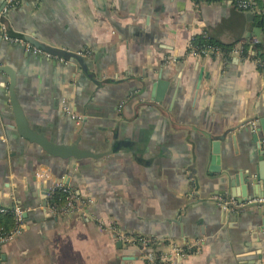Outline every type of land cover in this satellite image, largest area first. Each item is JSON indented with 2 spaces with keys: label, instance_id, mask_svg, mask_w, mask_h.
Returning a JSON list of instances; mask_svg holds the SVG:
<instances>
[{
  "label": "crops",
  "instance_id": "crops-1",
  "mask_svg": "<svg viewBox=\"0 0 264 264\" xmlns=\"http://www.w3.org/2000/svg\"><path fill=\"white\" fill-rule=\"evenodd\" d=\"M256 14L229 0H20L6 13L10 36L83 61L0 37V204L25 211L1 264H147L135 237L154 257L186 253L167 264H264V210L215 202L262 193L264 71L241 51L264 37ZM200 36L218 54H192ZM11 77L34 132L97 158H53L20 137ZM58 185L80 209H45Z\"/></svg>",
  "mask_w": 264,
  "mask_h": 264
},
{
  "label": "built area",
  "instance_id": "built-area-1",
  "mask_svg": "<svg viewBox=\"0 0 264 264\" xmlns=\"http://www.w3.org/2000/svg\"><path fill=\"white\" fill-rule=\"evenodd\" d=\"M232 5L240 11L248 12L251 10L250 0H229ZM20 0H5L4 7L0 11V37L14 45H21L27 51L35 55H42L45 57H50L49 54L42 52L40 49L33 47L27 41L22 38L12 37L10 36L3 24L1 23V18L8 13L11 9L16 7ZM191 53L198 56H211L218 54L219 50L216 47L207 46L202 48L201 50H196L190 44ZM257 65H260L264 71V62H260L258 59L256 60ZM55 191H60L64 197V205L57 206L51 204L50 201ZM46 201L45 209L55 216H65L69 213H72L78 209H80L81 202L78 197L75 195V192L65 185H58L50 190H48L44 196ZM216 204L221 207L225 211L229 212H237L242 211L247 208H258L264 210V197L258 198H250L245 200H238L233 197H218L215 198ZM23 211L18 205L13 204L11 206H5L0 204V215L10 214L13 216L14 220V228L10 231L0 230V249L15 240L18 236H20L24 231V219ZM134 243L137 245L140 253L142 254V258L146 261L147 264H155L156 257H154L151 253L146 252L147 246L149 244V240L142 237H135ZM184 253L180 248L172 247L170 252L168 253H160L158 257V264H167V262L173 261L176 256H184ZM1 264V262H0Z\"/></svg>",
  "mask_w": 264,
  "mask_h": 264
},
{
  "label": "water",
  "instance_id": "water-1",
  "mask_svg": "<svg viewBox=\"0 0 264 264\" xmlns=\"http://www.w3.org/2000/svg\"><path fill=\"white\" fill-rule=\"evenodd\" d=\"M31 44L34 45L35 47L41 49L42 51L49 53L53 56H57L60 58H64V59H75L77 61H79L80 63H82L83 59L82 57L75 55L73 53H69L66 51H62V50H58V49H52L49 47H46L40 43H38L35 40L31 41ZM15 80L13 77H11L10 80V84H9V97H10V103H11V107H12V111L15 117V126L17 129L18 134L20 135V137H22L23 139L27 140L30 143H34L37 144L47 155H49L50 157L53 158H60V159H69V158H73L75 160H85V159H95L97 158V156L90 154L89 152L86 151H81L80 149H78L77 144H73L71 146H57L54 145L52 143H50L46 138H44L42 135L34 132L27 120L26 117L18 103V100L16 98V94L14 91L15 88ZM255 127V126H254ZM252 129H255V128ZM220 146L219 142H214L212 143V147H213V153L218 154V148ZM261 186H262V193L261 194H257L255 196V198L258 197H264V181L261 182ZM243 197V196H242ZM262 217L264 218V211H262ZM262 223L264 224V219L262 221Z\"/></svg>",
  "mask_w": 264,
  "mask_h": 264
},
{
  "label": "trees",
  "instance_id": "trees-1",
  "mask_svg": "<svg viewBox=\"0 0 264 264\" xmlns=\"http://www.w3.org/2000/svg\"><path fill=\"white\" fill-rule=\"evenodd\" d=\"M196 1L213 4V3L220 2L222 0H196ZM250 2H251L250 4L251 9L258 11V14L255 15L256 22H257V25L260 26L264 32V0H250ZM238 11L243 12L240 10ZM253 42H254L253 38H248L244 40V43L242 44V47H241L242 54L244 56L245 55L247 56L250 51L256 52L258 60L260 62H264V37L261 41H258L257 43H253ZM213 45L215 44L212 42H209L207 39L201 36L194 38V40L191 43V46L198 51L201 50L202 48H205L207 46H213ZM218 47L221 49V52L224 55H228L232 48L231 46H223V45H220ZM258 68L259 70L263 71L260 65H258ZM64 201H65L64 195L60 191H55L50 203L57 205V206H62L64 205ZM13 228H14L13 216L10 214L0 215V230L10 231ZM155 257H156L155 263L158 264L159 255L156 254Z\"/></svg>",
  "mask_w": 264,
  "mask_h": 264
}]
</instances>
